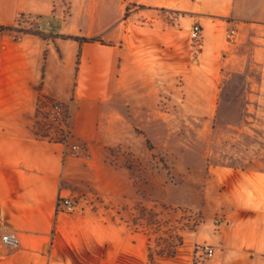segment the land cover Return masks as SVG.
<instances>
[{"label":"rangeland","instance_id":"obj_1","mask_svg":"<svg viewBox=\"0 0 264 264\" xmlns=\"http://www.w3.org/2000/svg\"><path fill=\"white\" fill-rule=\"evenodd\" d=\"M191 1L196 0H55L60 6L57 13L71 19L74 29L79 30L76 36L49 29L44 24L48 18L38 24V16H30L28 28L22 27V21L18 25L43 31L46 37L80 44L84 42L73 37L113 44L118 42L125 25L180 30L182 18L189 19L190 26L201 24L184 10ZM199 1L211 10L217 9L219 18L227 23L223 31L227 49L217 63L207 61L203 68H197L200 60H207L201 56L199 46L204 37L198 43L186 30L190 49H176L173 65L140 69L125 77L118 74L114 102L100 106L85 102L79 109L72 108V113L68 104L55 98L45 97L38 103L36 123L42 130L52 129L62 139L63 127L71 129L69 137L74 140L68 141L70 156L89 145L75 138L72 114L80 112L79 128L86 121L89 130L97 126L93 138L96 143L90 146L95 166L86 168L81 164L74 170V177L67 180L74 188L69 197L76 210L66 213L75 222L79 219L70 235L84 257L91 246L84 230L86 222L80 221L83 217L117 225L129 222V232L134 233L136 227L147 234L145 245L123 238L121 251L110 254V264H150L148 243L153 246L154 237L186 225L183 211L172 215L171 231L133 225L139 198L132 183L137 180L140 185L148 183L144 185L147 191L158 192L165 203L182 205L189 208L187 215L199 217L195 229L179 230L183 245L177 248L176 255L157 256L155 264H248L250 249L226 248L216 238L241 236L239 230L232 229L233 215L226 212L237 206L238 183L247 186L248 174L264 173V21L255 23L257 30L253 33L244 31V37L237 27L239 22L247 24L252 15L264 17V4L252 6L248 0ZM176 16H180L179 20ZM232 27L238 35L234 42L226 43V32ZM54 103L62 104L64 110L62 121L56 123L48 116ZM91 109L96 115L84 121L83 114ZM74 144L80 147L73 152ZM153 186L158 188L153 190ZM195 232L204 242L191 246L190 252L185 238L191 240ZM205 245L214 248L212 256L203 253ZM77 248L64 255L73 258L72 264H84L75 259ZM96 254L90 264H101L97 261L101 254Z\"/></svg>","mask_w":264,"mask_h":264},{"label":"crops","instance_id":"obj_2","mask_svg":"<svg viewBox=\"0 0 264 264\" xmlns=\"http://www.w3.org/2000/svg\"><path fill=\"white\" fill-rule=\"evenodd\" d=\"M247 3L256 6L264 4V0ZM57 4L55 0H0V214L3 225L20 237V245L12 248L4 245L0 236V264H72L73 258L65 255L78 246L70 233L79 219L73 221L58 205L62 197L73 193L67 180L74 177V170L81 164L86 168L95 166L90 146L96 143L93 138L97 126L89 130L86 121L79 128L80 112L72 114L75 138L84 139L89 145L70 156L69 143L66 145L52 129L42 130L36 123L38 103L45 97L55 98L68 104L70 113L85 102L109 104L114 102L118 74L125 77L140 69L173 65L176 49H190L187 18L181 19L180 30L122 26L118 42L113 44H80L5 29L18 26L19 21L23 22L22 27H30L32 15L38 16V24L48 18L44 24L49 29L76 36L79 30L74 29L71 19L57 13ZM167 6L174 8L172 4ZM185 8L193 18L201 20L203 28L201 56L207 60H200L197 68H203L207 61L217 63L227 49L223 44L226 20L219 18L217 9H209L199 0L189 2ZM246 21L247 24H237L243 37L244 31L249 34L257 30L255 23L264 21V17L252 15ZM92 114L96 115V111H87L83 120ZM246 181L247 186L240 182L237 185L236 208L226 212L233 215L232 229L239 230L241 236H218L216 241H223L226 248H248L251 251L247 263L264 264V173H250ZM83 218L80 221L86 222L84 230L91 248L85 257L77 248L75 259L84 264L95 261L92 259L96 253L101 254L97 261L110 264L109 256L121 251L123 238H133L141 245L149 240L140 228L129 232V222L117 225ZM195 234L191 240L185 238L190 252L191 246L204 242L199 232Z\"/></svg>","mask_w":264,"mask_h":264},{"label":"trees","instance_id":"obj_3","mask_svg":"<svg viewBox=\"0 0 264 264\" xmlns=\"http://www.w3.org/2000/svg\"><path fill=\"white\" fill-rule=\"evenodd\" d=\"M5 29L13 30L24 34H34L39 35L41 37H46V33L43 31L28 30L25 28L23 29L19 27V25L16 27H5ZM73 38L79 39L82 42H90L91 40L85 37ZM146 184L148 183L144 182L143 185H140L137 180L133 181L132 183L139 198L137 207L135 208V213L131 220L133 225L143 227L147 230L153 228L156 231H165L168 229L171 231V224H173V221H171L172 215L176 214L178 211H183L184 217L182 218V220H185L186 225L180 227L179 230H184L188 228L195 229L198 226L199 217L193 219L191 215H187V210H189V208L186 209L182 205L174 206L170 203H165L161 200L162 197L158 196V192L156 193L154 191L153 193L151 191H147L146 187L144 186ZM157 188L158 186L152 187L153 190ZM148 202H151V205H148ZM179 230L174 229L171 232L166 231L164 232V236L154 237L155 245L153 246L156 247L155 249H153L154 247L151 245V243H148V260L150 264L156 263L157 256L168 255L173 257L176 255L177 248L183 245V238L182 235H180Z\"/></svg>","mask_w":264,"mask_h":264},{"label":"built area","instance_id":"obj_4","mask_svg":"<svg viewBox=\"0 0 264 264\" xmlns=\"http://www.w3.org/2000/svg\"><path fill=\"white\" fill-rule=\"evenodd\" d=\"M179 17L176 16L175 19L179 20ZM202 33H203V29H202L201 24L194 23L193 25L190 26V38L192 40L199 43L202 40V36H203ZM237 35H238L237 29L233 27L230 28L226 32V37H225L226 43L234 42ZM63 113H64L63 106L60 103H54L51 106V108L48 110L49 118L55 123L62 121ZM63 128L64 129L62 131L61 137H62V141L67 145L69 138H70L69 136L71 135V129L67 126H64ZM79 147L80 146L74 144L72 146L73 152L79 149ZM58 207L61 208L62 211H65L67 213H72L76 210V205L69 196L62 197L59 200ZM0 236H1L2 243L8 247L15 248L20 245L19 234L15 230L9 229L3 225L2 220H1V214H0ZM214 252L215 251L212 246L205 245L203 248V253H205L208 256H212Z\"/></svg>","mask_w":264,"mask_h":264}]
</instances>
